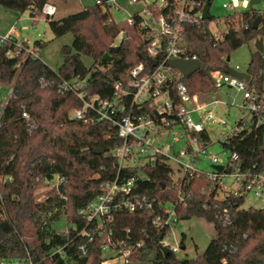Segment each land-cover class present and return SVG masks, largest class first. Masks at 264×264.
I'll return each instance as SVG.
<instances>
[{
	"label": "trees",
	"instance_id": "obj_1",
	"mask_svg": "<svg viewBox=\"0 0 264 264\" xmlns=\"http://www.w3.org/2000/svg\"><path fill=\"white\" fill-rule=\"evenodd\" d=\"M49 1L0 0V4L19 13L30 10L31 17H36ZM47 21L53 36L61 37L65 33L74 36L73 52L66 46L63 48L64 61L57 70L47 65L40 54L28 52L17 39L10 45H0V87L14 90V97L5 105L0 126V258L30 252L38 259L53 248L69 243L65 248L67 257L59 260V264H101L104 260L102 239L97 240L87 256H81L75 251L80 238L72 240V230L63 234L54 224L66 216L67 223L83 225L79 210L102 192L103 182L112 181L119 174L111 153L121 138L117 137L116 125L110 121L86 123L72 118L71 111L81 107L82 101L78 93L61 94L58 88L65 81L86 80L85 90L89 95L111 97L114 85L117 81L128 82L135 65L144 63L151 68V64L139 22L117 21L98 3ZM224 21L229 29L219 41L204 27L185 24L183 40L202 66L181 79L192 93L215 92L212 73L223 69L227 57L236 49L264 35V26L256 24L257 15L253 11L236 12L225 16ZM120 32L127 35L117 43L119 49L112 51ZM45 44L37 40L34 45L40 50ZM8 50L12 51V57L7 55ZM83 56L92 60L91 65H86ZM248 65L251 82L261 90L262 53L255 50ZM174 73L170 82L172 93L178 82V72L174 70ZM41 80L49 82L48 86H42ZM24 110L36 122L32 131L22 116ZM262 116L263 121L257 126L249 125L229 141L220 142L224 150L239 155V167L243 171L264 173V110ZM201 135L209 140L206 132ZM138 170L122 168L121 178L137 176ZM140 171L145 177L135 182L136 192L157 197L163 203H176L177 187L167 190L172 182L167 164L144 166ZM210 185L211 181L204 175L191 178L185 188V198L177 207L179 223L191 217H203L214 224V239L196 257L162 252L160 240L165 231H159L152 222L157 205L154 210L116 213L111 222L114 239L143 242L131 256V264H259L264 261V208H244V195L219 200ZM42 186L51 188L38 191ZM42 195L44 199L40 200ZM206 202L211 206L209 209L203 207ZM216 203L228 207L231 223L223 225L215 217L213 205ZM180 246L185 248V239Z\"/></svg>",
	"mask_w": 264,
	"mask_h": 264
},
{
	"label": "built area",
	"instance_id": "obj_2",
	"mask_svg": "<svg viewBox=\"0 0 264 264\" xmlns=\"http://www.w3.org/2000/svg\"><path fill=\"white\" fill-rule=\"evenodd\" d=\"M123 1L96 0L95 3L100 4L112 14L114 11L124 10ZM128 1L143 3V8L133 12L125 21L128 24L139 22V27L144 33L147 56L157 60V64L154 65L149 61L151 68L146 67L144 63L135 65L130 71L128 82L117 81L111 97L89 95L85 90L86 80L65 81L58 88L61 94L69 91L78 93L82 101V106L73 109L70 113L72 118L86 123L110 121L116 125L117 137L121 138V143L111 153L117 161L119 171L117 178L103 182L100 186L102 192L79 210L78 216L82 226L69 222V228L62 231L63 234H67L72 230L74 233L72 240L80 238L75 251L81 256H87L97 240L102 239L101 251L104 260L101 264H131V256L143 244L142 241L132 243L123 238L114 239L115 232L111 222L115 214L121 211L154 210L156 205L158 208L152 222L159 231H165L160 245L168 248L169 251L177 252L179 249L169 243V238L173 228L179 223L178 202L184 200L185 188L190 179L195 176H206L211 181L210 190L217 192L216 198L219 200L231 195L235 197L244 195L245 198L249 191L258 195L264 188V173L243 171L239 167L240 159L236 152L227 151L228 155L222 161L218 155L207 152L211 137L206 125L228 124L226 119L214 117L212 107L226 105V103L221 98L211 99L212 93L190 92L188 86L181 80L184 77L183 74L169 64L171 59H198L189 53L183 40L185 24L204 27L217 41L226 34L220 31L212 33L209 24H205V21L213 18L212 14L210 19L203 17L206 2L202 0ZM223 7L229 12L227 16L241 11H253L259 20L256 24L262 23V27L264 26V0H229L223 3ZM56 12L57 6L51 1L46 2L41 9V15L45 19H52ZM222 24L228 32L229 27L224 17L219 26ZM15 30L13 27L4 35H0V45H10L17 39ZM119 37H123V32H120ZM258 38L262 39L263 51L256 50L262 53L264 60V35ZM19 45H24L28 52L39 55V47L34 45L31 48L27 43H19ZM116 45L117 43L114 46ZM7 55L12 57V51L8 50ZM228 62L223 69L212 73V81L216 90L227 86L240 92L244 101L243 107L247 113L229 130L222 129V138L219 142L229 141L249 125L255 127L263 121L264 66L259 72L262 83L260 90L256 83L251 82V75L246 81L227 73L225 69L229 66ZM231 68L240 71L239 65ZM174 70L178 72V82L175 92L172 93L170 82L175 76ZM245 72L249 73L248 69ZM41 84L48 86L49 82L41 80ZM12 97H14V90L10 89L8 97L0 102V126L5 105ZM22 116L29 130L32 131L36 122L26 110L23 111ZM204 132L209 136L208 141L201 135ZM202 155H207L213 164L211 171L200 168L199 160ZM171 159H176L179 163L178 170L181 174L178 176L170 165ZM161 163L167 164L172 177L171 185L167 190L169 191L173 186L177 187L176 203H163L157 197L136 192L134 189L137 179L145 177L140 171L141 167L153 168ZM215 165L222 166V170L214 169ZM127 167L138 168V175L121 178L120 170ZM226 178H231L229 183L226 182ZM220 194L222 197L218 196ZM203 207L209 209L211 206L206 202ZM213 208L216 210L215 217L221 220L223 225L231 223L228 207H220L216 203ZM126 232L128 234L130 230L127 229ZM68 245L69 243L53 248L48 254L38 259H35L30 252L14 258L2 257L0 264H59V260H65L67 257L65 248ZM259 264H264V261Z\"/></svg>",
	"mask_w": 264,
	"mask_h": 264
},
{
	"label": "rangeland",
	"instance_id": "obj_3",
	"mask_svg": "<svg viewBox=\"0 0 264 264\" xmlns=\"http://www.w3.org/2000/svg\"><path fill=\"white\" fill-rule=\"evenodd\" d=\"M57 6V12L54 19H60L68 14H73L79 12L85 7L94 5L96 0H50ZM229 0H213L210 7V14L213 18L208 21L210 31L215 33L220 31V33L227 32L223 24L219 26L222 18L228 15V10L223 7V3ZM124 10L114 11L113 17L117 21H125L133 12L138 11L143 8V3L141 2H129L128 0L123 1ZM15 28V37L19 43H27L29 47H33L37 40H42L46 44L40 48L39 54L41 55L43 61L49 65L54 70H57L64 61L63 48L66 46L71 49L74 36L71 33H65L64 36L55 37L53 36L49 22L42 15H37L35 18L31 17L30 10L24 13H19L14 10H9L4 8L0 4V35H4L12 28ZM120 41V37L117 38L116 43ZM256 50L255 43L250 42L236 49L230 55V60L228 65L235 67L240 66V71L245 72L248 69V64L252 58L253 52ZM83 60L86 65H91L92 60L83 56ZM9 90L2 89L0 87V102L8 97ZM210 98H218L225 101L226 105L213 106V115L216 118H224L227 120V125H219L215 123H209L206 125L208 133L211 137V143L207 147V152L218 155L220 161L226 159L228 152L225 151L219 142L222 138V129L229 130L235 125L239 118L246 115V109L243 107V99L241 93L235 89L229 87H223L210 95ZM72 112V111H71ZM170 165L176 172V176L180 175L179 163L176 159H171ZM212 165L208 156H200L199 166L200 168L211 171ZM231 178H226V182L229 183ZM55 183L58 182L56 178ZM53 183H51L52 186ZM51 186H42L38 191H46L50 189ZM205 192V191H204ZM222 197V194L218 195ZM44 196L40 197L43 200ZM244 208L254 207L261 208L264 207V188L259 191L258 195H255L253 191L247 192L244 201ZM61 231H65L69 228L67 223V217L62 216L54 224ZM216 235V230L213 222L206 220L203 217H191L190 219L181 220L172 231L169 243L172 246H176L179 250L176 252L178 256L181 257H196L204 253L207 249L209 243L214 239ZM185 239V248L180 246L181 241ZM119 264V263H118Z\"/></svg>",
	"mask_w": 264,
	"mask_h": 264
},
{
	"label": "water",
	"instance_id": "obj_4",
	"mask_svg": "<svg viewBox=\"0 0 264 264\" xmlns=\"http://www.w3.org/2000/svg\"><path fill=\"white\" fill-rule=\"evenodd\" d=\"M253 1H257V0H253ZM209 1H207L204 5L203 8V17L205 19H210L211 18V14L209 13ZM257 22H259V20H257ZM207 31V30H206ZM207 33H209V31H207ZM127 34L123 33V38L126 37ZM255 47L257 50L259 51H263V47H262V39L258 38L255 41ZM119 49V45L116 46H112L111 50L112 51H116ZM230 60V56L227 57L226 61L228 62ZM148 61L152 62L154 65L157 64V60L148 57ZM170 66L179 70L183 76L188 77L192 74H194L195 72H197L198 70H200L201 66V62L199 59H171L169 62ZM225 71L229 74H231L234 77H239L241 79H245L246 81H248L250 79V74L248 72H241V71H236L233 68H231L230 66H227ZM262 150H264V137H263V142H262ZM96 153H102V150H95ZM214 169L217 170H222V166L220 165H215L213 166ZM62 184L59 185V188L61 189ZM160 248L162 250V252L166 255L168 254L170 251L168 248L160 245Z\"/></svg>",
	"mask_w": 264,
	"mask_h": 264
},
{
	"label": "crops",
	"instance_id": "obj_5",
	"mask_svg": "<svg viewBox=\"0 0 264 264\" xmlns=\"http://www.w3.org/2000/svg\"><path fill=\"white\" fill-rule=\"evenodd\" d=\"M55 4V3H54Z\"/></svg>",
	"mask_w": 264,
	"mask_h": 264
}]
</instances>
